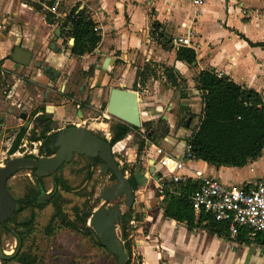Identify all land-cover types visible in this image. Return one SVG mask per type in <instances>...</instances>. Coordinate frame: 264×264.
I'll return each mask as SVG.
<instances>
[{
    "label": "crops",
    "instance_id": "0c3cea01",
    "mask_svg": "<svg viewBox=\"0 0 264 264\" xmlns=\"http://www.w3.org/2000/svg\"><path fill=\"white\" fill-rule=\"evenodd\" d=\"M47 1L0 0V84L10 78L12 91L7 98L15 94L27 104L28 84L36 86L44 81V77L48 88L61 78L66 84L70 78L68 68L76 62L83 74L90 73L89 79H93L90 75L99 72L120 75V83L112 82V87L136 93L140 100L141 126L137 130L131 127L132 130L112 146V151L119 155V163L123 157L131 161L135 155V150L126 146V137L132 131H142L143 115L155 114L150 110L141 111L140 106L146 100L141 94L146 89L157 88V82L162 83L167 90L165 98L169 101L173 95L175 97L173 91L176 90L180 106L187 109L185 120L182 116L178 120L172 113L159 114L166 125L159 140L146 139L144 131L138 133L142 140L136 146V153L139 143L143 142L139 151V154L143 153V159L137 169H131L138 184L128 222L126 241L130 255L127 264H264L263 236L254 240L244 233L230 237L225 224H215L203 213L196 214L193 210L180 209L182 219L173 217L181 195L189 197L192 194L189 185L198 184L203 178L240 186L252 184L264 176V149L257 160L240 168L215 167L187 159L183 179L179 182L183 193L179 191V183L166 179L168 194L163 199L157 193L156 180L165 170L159 166L155 153V148L160 147L171 159L184 158L186 140L196 129L202 108L193 79L202 70L210 69L240 86L255 90L264 101V46L259 45L264 44V18L258 15L264 8V0H204L203 14L202 6L195 14L196 9L188 0H54L51 7L57 10V14L52 13L56 21L50 18V24L46 21L49 17L44 14L50 11L45 5ZM33 4L43 6V11L38 12ZM76 5L90 12L101 38L95 50L86 56L71 55L70 42L65 47L60 34H55L59 20ZM188 27L193 45L189 48L196 54L195 65L190 66H195V71L190 75L187 65L175 60L174 47L165 49L163 39L159 42L152 33L157 30L171 41L173 36H184ZM145 64H151L152 68L154 64L173 68L181 78L179 85H169L158 66L162 71L155 68L156 76L140 84L136 71ZM90 68L92 71L89 72ZM16 88L20 89L15 93ZM191 99L197 101L196 108ZM39 105L32 107L30 104V112L18 113L19 119L21 113L27 114L23 120L26 122L23 127L27 129L25 135H29L28 130L33 125L30 116L44 115ZM62 113L61 119L48 116L54 120H70L75 108ZM179 122H184L183 127H179ZM96 126L100 127L101 136L93 134L109 142L111 128L105 123ZM147 132L148 138L153 135ZM109 134L110 138L107 137ZM129 170L126 169L128 173Z\"/></svg>",
    "mask_w": 264,
    "mask_h": 264
},
{
    "label": "trees",
    "instance_id": "16d2710c",
    "mask_svg": "<svg viewBox=\"0 0 264 264\" xmlns=\"http://www.w3.org/2000/svg\"><path fill=\"white\" fill-rule=\"evenodd\" d=\"M53 2L54 0H48L45 2V5L51 7ZM33 7L38 12L43 11V6L39 4H33ZM45 15L56 21L52 12L47 11ZM58 28L60 30L59 37L63 39V43H67V38L74 39L70 48V53L74 56L89 55L95 50L101 39L98 30H95L96 23L92 19L90 12L86 8L79 9L78 5L72 7L59 20ZM152 33L153 37L159 42L160 39H163L162 44L165 49H173L174 47L176 61L188 66H191L196 61V54L192 48L170 46V40H166L161 32L155 30ZM259 45L264 46V44ZM157 66L162 68L169 85H179V79L181 78L173 68L157 64H154V68L151 67V64H145L142 68L137 69V82L144 84L149 77H155V68ZM90 71H92V68L89 69ZM193 79L195 82L194 87L199 93L202 108L198 125L186 140L192 158L215 167L232 168H240L249 162L257 160L264 149V101L262 96L255 90L240 86L230 78L218 75L210 69L200 71ZM110 128L111 138L109 144L111 146L122 140L132 130L131 127L121 122L111 124ZM48 130L49 120L45 115H40L36 118L35 124L29 128L28 139L30 141H37ZM133 130L137 129L133 128ZM13 131L11 135L13 141L9 153L15 151L27 129L19 126L14 128ZM149 137L153 139L152 136ZM142 148L143 142H140L138 154ZM124 171H126V168H123ZM128 180L135 191L138 183L131 169L129 170ZM197 185V183L189 185L191 193L196 189ZM178 186L179 191L183 193L180 183ZM167 189L165 186L164 196L168 194ZM189 197L184 196V194L181 195L178 200L179 208L173 217L182 219L181 215H179L180 209L191 212L192 208ZM130 210H127L119 219L120 236L124 241L123 249L127 252L128 256L130 255V249L126 239L129 229L128 222L131 217ZM73 211L75 214L73 222L66 220L67 216L60 213L61 222L71 229L79 227L84 230L86 235L91 234V229L86 226L85 220L91 215L93 206L90 211H83V213H80L77 206L73 208ZM205 216L212 220L210 216ZM212 221L215 224H222L214 220ZM46 231L50 233L48 227ZM94 244L104 248L99 242H94ZM104 250L109 253L105 248ZM25 257L30 260L29 262H24L25 264H38L34 257H30L29 255ZM115 259L117 261L116 257ZM127 261L125 264H127Z\"/></svg>",
    "mask_w": 264,
    "mask_h": 264
},
{
    "label": "rangeland",
    "instance_id": "374dc122",
    "mask_svg": "<svg viewBox=\"0 0 264 264\" xmlns=\"http://www.w3.org/2000/svg\"><path fill=\"white\" fill-rule=\"evenodd\" d=\"M202 10L203 6L200 9L201 14H203ZM258 15L261 18H264V8L258 12ZM174 37L175 36L171 38ZM69 40L70 38L66 39L67 43H64L65 47L69 46ZM187 68V70L190 72L189 75L191 72L195 71V66L190 67L187 65ZM156 69L158 72L162 71L158 67H156ZM68 70L70 72V78L66 84L63 83L64 81L61 78L58 82H54L52 87L48 88L46 87V84L48 83L46 77L43 78L44 81L36 84V86L33 84H28L30 85L27 88L28 97L26 98V102L28 105L25 104L24 101L18 99V96L15 94H12L11 98L6 97L7 94L12 91L10 78H5L4 84H0V167L3 166V164L8 159L7 149L9 148L11 142L10 136L14 132L13 129L20 125L23 126L26 123L25 121L18 118V113L21 111H25L27 113L30 112V104H32V107H34L36 104H41L39 105V108H43L42 113L45 116L49 115L60 118L62 117L60 114L64 110L67 111V109H71L73 106L75 108L77 103L87 102L86 100L90 99L91 104L85 106L83 109V111H86V114L83 115L79 120H76V122L80 127H84L92 133L100 136L101 134L98 132V130L93 129L96 127V124L105 123L110 129L111 124L119 121L106 112V103L109 90L113 88L112 82L120 83L121 76H115L112 72L105 74L99 72L90 75L93 77V79H89L90 73L87 75L83 74L79 68L78 62L70 65ZM157 75L160 76L158 73ZM97 83H99L98 86L96 85ZM180 84H185V82H181ZM19 89L20 88H16L15 93ZM146 90V92L141 94V96L146 97V100L143 101L140 106L141 111L147 112L150 110L155 114L143 115L141 119L143 122L141 130L144 131L143 133L145 137H147L146 139L151 140L150 137L148 138L147 131H149V134H153V140L156 141L161 139L162 129H164V126H166L162 122L161 116L159 114L165 116V113H172L177 117L178 120L180 116H182V119L185 120L188 113L186 112L187 109L180 106V100L178 98L179 93L176 90L173 91L176 93V96L174 97L173 95L171 98H169V101L165 98L167 90L166 87L162 85V83L157 82V88L154 87ZM66 99H68L69 102H67ZM73 99H75L76 102H73ZM191 103L192 106L195 108L197 107V101H195V99H191ZM183 124L184 122H179V127H183ZM100 127H102V125ZM102 129H104V127H102ZM142 131H132L129 136L126 137L128 138L125 140L126 146L132 147L135 150V155H133L131 161H128L126 157H123L122 162L119 163V155L115 150H113L116 162L122 170L123 168L135 170L138 168L137 166H139V163L142 162L143 153L139 155L136 153V146L138 145V142L142 140L138 133H142ZM172 132H174L173 134L176 133L175 131ZM28 137L29 135H25V140L29 145L30 140ZM107 137L110 138V134ZM84 164L85 162L82 160L75 161L62 170L65 176L70 174V181L75 186L80 184V179L78 176H73L72 173L79 172V169L83 170L85 168ZM124 173L128 178L129 173L127 171ZM98 174L99 172L96 171L94 173V178H98ZM114 182L115 181L110 178L109 173L105 177L94 179L92 181V185H90L93 196L90 201L87 200L85 202L83 200L66 198L61 202V207L67 214H72V210L76 206L81 213H83V211L86 209V206H93V210L101 206L112 207L114 203H104L99 198V194L101 190L112 185ZM123 211H125V209H123ZM52 212L53 209L50 208V206H44L41 217L38 218V223L42 225L43 228L47 226ZM115 230L118 238L121 239L119 221L117 222ZM92 236V239L89 240L88 238H85L82 235L65 228L57 229L53 235L48 236L44 234L42 236V243H40L38 249L39 260H41L42 264H117L114 255L107 253L104 248L93 243V238L95 237L94 233ZM0 264L19 263L16 261H7Z\"/></svg>",
    "mask_w": 264,
    "mask_h": 264
},
{
    "label": "flooded vegetation",
    "instance_id": "af4514ba",
    "mask_svg": "<svg viewBox=\"0 0 264 264\" xmlns=\"http://www.w3.org/2000/svg\"><path fill=\"white\" fill-rule=\"evenodd\" d=\"M74 101L76 102L75 99H73ZM86 101L76 104L75 113L70 120L60 121L46 116L49 120V130L39 140L30 141L29 145L24 135L12 153H9L13 141L12 136H10L11 142L7 149L8 159L6 162L19 157L39 159L54 156L57 149L53 147L55 135L60 130L68 127H80L76 120H79L80 117L86 114V111H83V109L89 105L91 100L87 99ZM40 115L30 116V122L34 125L36 118ZM79 160L85 162V168L83 170L79 169V172L72 173L73 176H78L80 179V184L75 186L70 181V174L65 176L62 170L69 164ZM101 165L102 162L97 157L93 158L73 153L68 162H64L56 171L47 175L40 177L35 174L34 169L20 168L9 176L5 181V188L13 198L14 208L11 214L0 223V252L9 258L7 260L0 259V263L16 261L19 264H25L24 262L30 261L25 257L29 255L30 257H34L38 264H42L38 257L39 245L43 239L42 236L44 234L48 236L53 235L59 228L69 229L91 240L94 233L88 226V220L91 215L85 220L86 226L91 229V234L86 235L84 230L79 227L71 229L61 222L60 213L67 216L66 220L73 222L75 220L74 211L72 210V214H67L61 207V202L66 198L83 200L85 202L87 200L90 201L93 197L92 189L90 188L92 181L105 177L108 173L110 178L115 181L110 171H107L106 174L101 172ZM96 171L99 172L98 178H94ZM45 205L50 206L53 212L47 226L43 228L38 223V218L41 217ZM90 209V206H86L84 211H90ZM47 227L50 229V233H47ZM93 241L101 243L96 237L93 238Z\"/></svg>",
    "mask_w": 264,
    "mask_h": 264
},
{
    "label": "water",
    "instance_id": "95a60500",
    "mask_svg": "<svg viewBox=\"0 0 264 264\" xmlns=\"http://www.w3.org/2000/svg\"><path fill=\"white\" fill-rule=\"evenodd\" d=\"M46 21L51 23L50 18H46ZM55 34L57 36L60 34L59 28L55 30ZM69 42L72 45L74 39L71 38ZM192 65H195V62ZM139 104L140 100L134 91L113 87L109 90L106 112L132 128H139L141 126ZM19 117L25 120L27 114L21 113ZM53 147L57 148L55 155L49 158H13L0 167V223L14 208V201L5 188V181L16 170L34 169L35 174L41 177L56 171L64 162L71 159L73 153L97 157L102 162L101 172L106 174L110 171L115 178L112 185L101 191L100 198L104 203L114 204L112 207L101 206L94 209L88 220V226L104 248L117 258V264H125L128 254L123 249V243L118 238L115 227L125 211L132 208L135 194L131 183L114 159L112 146L107 140L83 127H68L55 135ZM8 258L0 252V259Z\"/></svg>",
    "mask_w": 264,
    "mask_h": 264
},
{
    "label": "built area",
    "instance_id": "2783aa9c",
    "mask_svg": "<svg viewBox=\"0 0 264 264\" xmlns=\"http://www.w3.org/2000/svg\"><path fill=\"white\" fill-rule=\"evenodd\" d=\"M188 1L196 9L195 14H198L204 0ZM49 9L56 14L55 8ZM190 37L191 32L188 27L184 36H175L170 42L175 47H192ZM189 149L186 145L183 159H171L162 148H155L157 162L165 170L164 175L156 180L160 199L164 197L166 179L174 183H179L183 179L186 160L193 159ZM189 199L194 213H203L215 222L225 224L230 237L236 238L240 233H244L250 240L264 236V176L257 178L252 184L240 186H229L215 179L203 178ZM121 242L124 243L123 240Z\"/></svg>",
    "mask_w": 264,
    "mask_h": 264
},
{
    "label": "bare ground",
    "instance_id": "6f19581e",
    "mask_svg": "<svg viewBox=\"0 0 264 264\" xmlns=\"http://www.w3.org/2000/svg\"><path fill=\"white\" fill-rule=\"evenodd\" d=\"M93 129H96V130H98V132H102V131H101V129H100V127H97V126H96V127H95V128H93Z\"/></svg>",
    "mask_w": 264,
    "mask_h": 264
}]
</instances>
